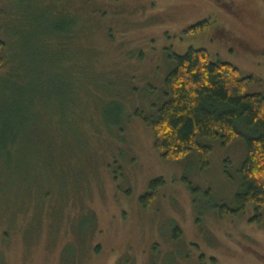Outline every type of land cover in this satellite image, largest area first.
Instances as JSON below:
<instances>
[{
  "label": "rangeland",
  "instance_id": "1",
  "mask_svg": "<svg viewBox=\"0 0 264 264\" xmlns=\"http://www.w3.org/2000/svg\"><path fill=\"white\" fill-rule=\"evenodd\" d=\"M0 42V264H264L253 207L217 210L235 207L243 139L202 141L201 170L162 160L143 121L189 49L264 93V0H0Z\"/></svg>",
  "mask_w": 264,
  "mask_h": 264
},
{
  "label": "trees",
  "instance_id": "2",
  "mask_svg": "<svg viewBox=\"0 0 264 264\" xmlns=\"http://www.w3.org/2000/svg\"><path fill=\"white\" fill-rule=\"evenodd\" d=\"M208 27L209 22L203 21L189 27L184 34L197 35ZM1 48L0 42V51ZM173 60L174 68L164 80L166 101L153 120L143 118L152 131L155 152L162 160L171 162L195 153L200 169L204 170L209 165L212 147L202 141L218 142L225 148L235 138H242L246 156L239 170L242 184L234 197L235 207L219 206L217 210L220 216L236 217L251 206L255 215L250 222L263 226L264 93L248 94V84L255 82V78L245 76L229 63L212 61L206 50L189 49L182 56H173ZM10 115L17 120L21 110ZM36 124L40 127L39 120ZM239 125L248 133L239 131ZM14 126L16 128V122ZM0 146L5 144L0 141ZM163 184L162 179L150 182L149 191L140 199L143 208L151 205ZM188 188L192 193L199 192L190 185ZM179 236L177 229L175 238Z\"/></svg>",
  "mask_w": 264,
  "mask_h": 264
}]
</instances>
